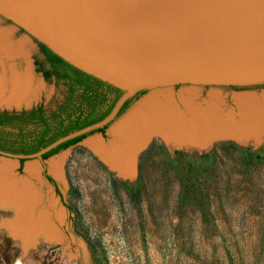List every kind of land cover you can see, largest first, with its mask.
<instances>
[{"label":"rangeland","instance_id":"rangeland-1","mask_svg":"<svg viewBox=\"0 0 264 264\" xmlns=\"http://www.w3.org/2000/svg\"><path fill=\"white\" fill-rule=\"evenodd\" d=\"M34 57L0 18V111L58 100ZM172 110L230 133L170 135ZM0 264H264V86L147 89L103 135L0 156Z\"/></svg>","mask_w":264,"mask_h":264},{"label":"water","instance_id":"water-1","mask_svg":"<svg viewBox=\"0 0 264 264\" xmlns=\"http://www.w3.org/2000/svg\"><path fill=\"white\" fill-rule=\"evenodd\" d=\"M0 18L51 53L123 91L99 122L29 155L110 123L135 93L178 85L264 84V0H0Z\"/></svg>","mask_w":264,"mask_h":264},{"label":"trees","instance_id":"trees-1","mask_svg":"<svg viewBox=\"0 0 264 264\" xmlns=\"http://www.w3.org/2000/svg\"><path fill=\"white\" fill-rule=\"evenodd\" d=\"M36 44L40 58H33L34 71L44 82L52 84L59 91V98L50 108L38 104L26 110L0 111V151L4 153L33 154L60 137L97 123L110 112L123 94L122 90L72 67L42 44ZM260 86L264 84L244 88ZM145 91H139L126 100L110 123L61 143L42 154L38 160L56 155L90 135H103L107 127ZM16 160L23 163L29 159Z\"/></svg>","mask_w":264,"mask_h":264},{"label":"crops","instance_id":"crops-1","mask_svg":"<svg viewBox=\"0 0 264 264\" xmlns=\"http://www.w3.org/2000/svg\"><path fill=\"white\" fill-rule=\"evenodd\" d=\"M152 108L154 109L155 107H152ZM153 113L156 114L158 112H152L151 115H153ZM177 113H178L177 111L172 110L171 116H174V117L176 116V119L174 120H170L169 118H166V117H161V118L158 117L157 122L159 120L162 121V124H161L162 127L160 126L159 128L161 129L167 128L166 130L168 131L170 135L171 134H174V135H215L216 133H219V134H224L225 132H226L225 134L230 133V131L228 130V127L224 126L225 123L223 122L222 124V121L218 119V117L215 116L214 114L206 115L205 117L206 118L208 117L206 121L203 120L202 118L204 115H201V116L193 115L191 117V120L185 123V121L183 120V117L178 116ZM153 116L156 117L157 115L156 116L153 115ZM195 116H197L198 118H201L202 120L200 119L195 120L194 119ZM149 129H151V127Z\"/></svg>","mask_w":264,"mask_h":264},{"label":"flooded vegetation","instance_id":"flooded-vegetation-1","mask_svg":"<svg viewBox=\"0 0 264 264\" xmlns=\"http://www.w3.org/2000/svg\"><path fill=\"white\" fill-rule=\"evenodd\" d=\"M42 105V104H41ZM45 107V106H44ZM31 108V107H30ZM30 108H28V109H30ZM23 110H26V109H23Z\"/></svg>","mask_w":264,"mask_h":264},{"label":"bare ground","instance_id":"bare-ground-1","mask_svg":"<svg viewBox=\"0 0 264 264\" xmlns=\"http://www.w3.org/2000/svg\"><path fill=\"white\" fill-rule=\"evenodd\" d=\"M4 164V163H3ZM41 223V222H40Z\"/></svg>","mask_w":264,"mask_h":264}]
</instances>
